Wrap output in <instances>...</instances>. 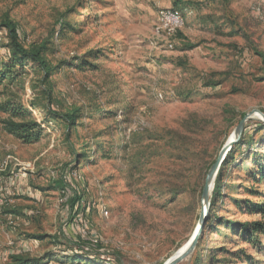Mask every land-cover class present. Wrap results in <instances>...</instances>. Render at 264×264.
Returning <instances> with one entry per match:
<instances>
[{"label": "rangeland", "instance_id": "obj_1", "mask_svg": "<svg viewBox=\"0 0 264 264\" xmlns=\"http://www.w3.org/2000/svg\"><path fill=\"white\" fill-rule=\"evenodd\" d=\"M168 8L184 23L165 42L155 21ZM6 21L51 71L25 62L0 84V176L13 181L0 188V264H163L198 227L199 187L222 146L245 114L264 115V0H0V69ZM262 115L227 151L208 216L210 192L203 264H264V235L249 244L212 228L260 218L243 209L264 202L246 190L264 159ZM8 118L36 122L41 138L21 142Z\"/></svg>", "mask_w": 264, "mask_h": 264}, {"label": "trees", "instance_id": "obj_2", "mask_svg": "<svg viewBox=\"0 0 264 264\" xmlns=\"http://www.w3.org/2000/svg\"><path fill=\"white\" fill-rule=\"evenodd\" d=\"M3 26L6 28V33L8 36V56L10 61L3 64V67L0 69V84L5 78L6 72L11 71V68L15 66H23L25 62L32 63L40 67L44 73V76L47 77L51 69L45 63L44 58L41 56V48H26L18 39L16 28L11 21H6L3 23ZM50 102V94H48V103ZM48 109V105L46 106ZM76 114H66L63 115L64 119L68 124H74ZM4 129L9 133L21 140L25 144H30L38 141L41 136V128L34 121L26 120H15L13 118H8L3 121ZM73 128V127H72ZM235 146V145H234ZM233 148L226 154L224 160L222 161L220 168L217 172L215 181L213 183L211 191V201L208 211V216L211 214L213 206L216 201L221 197V187L224 179L225 172L229 164L234 161ZM256 160V159H255ZM256 169L253 167L247 169V182L251 183L246 190L254 196H263L264 189L258 190L254 189V185L259 188H264V159H258ZM202 185L199 187V195L201 194ZM239 206H243L241 201H237ZM245 213L247 214H258L259 219L256 220H237V221H224L218 219L215 223L213 229L217 226L222 225L227 227L232 233L236 234L242 238L245 242L253 244L255 242H260V237L264 235V202H253L246 200L245 201ZM210 220V218L208 219ZM205 224L202 226V229L205 228ZM88 245H92L90 242H83ZM201 238L199 237L197 244L189 255L194 259V264H203L204 251L200 249ZM96 246V245H95ZM81 247V246H80ZM10 259L14 264H46L42 258H30L23 255H12ZM75 261L78 259L75 258Z\"/></svg>", "mask_w": 264, "mask_h": 264}, {"label": "water", "instance_id": "obj_3", "mask_svg": "<svg viewBox=\"0 0 264 264\" xmlns=\"http://www.w3.org/2000/svg\"><path fill=\"white\" fill-rule=\"evenodd\" d=\"M253 114L262 115L260 114V112L251 111L243 116V118L239 121L238 125L235 127L231 138H229L228 141L222 146L217 157L215 158L213 163L210 165L209 169L207 170L205 174L202 189H201V194H200L201 211L199 213V218H198V222H199L198 227L193 231V233L191 234L188 241L184 244V246L180 250H178L173 256L167 259L163 264H178L179 262L184 260L186 257H188L194 250L197 244V241L200 237V234L202 232V226L204 224L205 216L207 212L206 205L208 204L209 195H210V192L212 191L213 183L215 181L220 165L227 151L239 139L244 122L247 119L251 118ZM262 116L264 119V115Z\"/></svg>", "mask_w": 264, "mask_h": 264}, {"label": "built area", "instance_id": "obj_4", "mask_svg": "<svg viewBox=\"0 0 264 264\" xmlns=\"http://www.w3.org/2000/svg\"><path fill=\"white\" fill-rule=\"evenodd\" d=\"M184 23L182 14L175 9H160L157 13L155 21V34L161 41L168 42L177 29H179ZM168 47H171L168 43ZM15 161L11 156H7L3 165H7L10 161Z\"/></svg>", "mask_w": 264, "mask_h": 264}, {"label": "crops", "instance_id": "obj_5", "mask_svg": "<svg viewBox=\"0 0 264 264\" xmlns=\"http://www.w3.org/2000/svg\"><path fill=\"white\" fill-rule=\"evenodd\" d=\"M13 181L11 180V178L9 177V179L4 178L3 176H0V188H2L4 191H8L10 189V185ZM0 191H2L0 189ZM33 196V195H31ZM58 256V255H55ZM54 260H59V262L61 261L59 257H53ZM83 264V263H82Z\"/></svg>", "mask_w": 264, "mask_h": 264}, {"label": "bare ground", "instance_id": "obj_6", "mask_svg": "<svg viewBox=\"0 0 264 264\" xmlns=\"http://www.w3.org/2000/svg\"><path fill=\"white\" fill-rule=\"evenodd\" d=\"M231 138V137H230Z\"/></svg>", "mask_w": 264, "mask_h": 264}]
</instances>
